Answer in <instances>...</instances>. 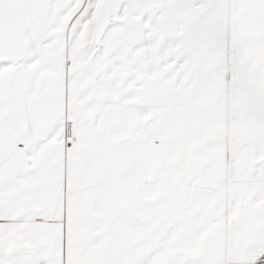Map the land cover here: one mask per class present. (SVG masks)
Here are the masks:
<instances>
[{
	"label": "snow or ice",
	"instance_id": "obj_1",
	"mask_svg": "<svg viewBox=\"0 0 264 264\" xmlns=\"http://www.w3.org/2000/svg\"><path fill=\"white\" fill-rule=\"evenodd\" d=\"M0 264H264V0H0Z\"/></svg>",
	"mask_w": 264,
	"mask_h": 264
}]
</instances>
